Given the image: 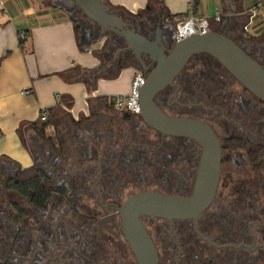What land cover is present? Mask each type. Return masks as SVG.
<instances>
[{
    "label": "flooded vegetation",
    "instance_id": "1",
    "mask_svg": "<svg viewBox=\"0 0 264 264\" xmlns=\"http://www.w3.org/2000/svg\"><path fill=\"white\" fill-rule=\"evenodd\" d=\"M61 5L77 19L80 31L89 24L75 2L62 0ZM115 15L126 22L125 28L159 41L164 54L176 42L177 26L162 12ZM94 25L107 37L106 52L116 49L109 56L113 59H109L112 65L107 70L131 61L146 77L156 64L150 54L141 52L138 58L124 36L96 22ZM218 32L233 39L264 67V32L236 39L228 32ZM154 102L168 115L207 124L220 149L214 198L196 219L140 216L156 247L158 264H264V200L259 196L264 194V102L206 52L191 55L172 83L155 94ZM131 119H135L133 128H129V121L122 125L100 114L80 124L79 131L74 127L69 138L85 145L83 150L57 135L62 149L51 148L43 158H37L49 182L56 183L40 208L9 188L8 182L18 168L16 162L0 161V264H138L124 239L118 208L142 190L189 196L203 147L193 138L163 135L146 125L140 114H133ZM115 124L126 130L125 136L117 135ZM139 126L152 131L153 137L144 133L136 136ZM71 167L77 169L68 171ZM143 174L160 177L180 189L139 188L124 199L112 192L116 186L138 189ZM88 175L91 180L86 187ZM76 186L82 193L78 198L73 193ZM85 196L89 202L94 199L93 212L84 203ZM112 215L117 217L113 237H121L128 249H122L120 241L114 243L117 238L111 246L116 249L103 246L109 230L101 218Z\"/></svg>",
    "mask_w": 264,
    "mask_h": 264
},
{
    "label": "crops",
    "instance_id": "2",
    "mask_svg": "<svg viewBox=\"0 0 264 264\" xmlns=\"http://www.w3.org/2000/svg\"><path fill=\"white\" fill-rule=\"evenodd\" d=\"M53 1L0 0V161L22 168L34 162L22 138L26 141L25 133L32 132L31 123L37 121L35 127H40L42 112L51 115L50 130L66 138L62 129L76 127L71 117L85 123L95 114L105 116L102 97L112 102L125 97L138 71L133 64L107 70L116 49L106 52V35L99 33L94 21L83 18L89 24L76 39L72 15ZM102 1L133 15L158 10L174 19L204 18L210 30L228 32L235 39L264 32V6L250 19L248 31L243 30L257 0ZM20 32L26 34L22 40ZM85 69L93 70L95 80H87ZM34 138L40 140L35 134Z\"/></svg>",
    "mask_w": 264,
    "mask_h": 264
},
{
    "label": "water",
    "instance_id": "3",
    "mask_svg": "<svg viewBox=\"0 0 264 264\" xmlns=\"http://www.w3.org/2000/svg\"><path fill=\"white\" fill-rule=\"evenodd\" d=\"M75 2L85 16L105 29L125 37L128 48L140 58L148 53L156 61L138 90L140 116L146 125L163 135L186 136L203 147L192 193L180 197L159 191H140L118 208L124 239L138 264H158L156 247L140 220V216L196 219L214 198L220 173V149L212 129L202 121L171 116L154 102L155 94L182 69L189 57L206 52L213 56L236 80L264 102V67L223 32L209 30L192 33L175 42L164 54L159 41L136 33L120 16L110 12L102 0H69ZM53 2L61 5L62 0ZM62 6V5H61Z\"/></svg>",
    "mask_w": 264,
    "mask_h": 264
},
{
    "label": "trees",
    "instance_id": "4",
    "mask_svg": "<svg viewBox=\"0 0 264 264\" xmlns=\"http://www.w3.org/2000/svg\"><path fill=\"white\" fill-rule=\"evenodd\" d=\"M147 8L149 9L150 6L148 5ZM109 10L113 14H120V13L124 14L125 13L129 15H133L125 11L115 9L113 7L112 8L109 7ZM154 11L161 12L158 10H154ZM150 12H153V10L140 12L136 15L146 14ZM167 16L173 21L174 24H176V20L173 18V16L171 15H167ZM72 21L74 25L75 37L76 39H78L80 35V27L77 23V19L73 17ZM0 62H1V59H0ZM132 64L133 62L128 61L126 64L119 63L117 66L118 68H121L122 66L132 65ZM84 72L88 74L87 80H95L96 76L93 70L85 69ZM101 101L103 102L104 105H106L107 110L111 111V114H112L111 117L115 121L120 122L122 125H126L128 120L130 121V119L132 118L134 114L129 111L116 109L114 107V102L111 101L110 97L103 96ZM71 121L74 123V125L78 128V131H79V125L82 123V121L73 120L72 117H71ZM36 122L31 123V126H32L31 133H34L33 131H36L34 133L36 137L39 138L40 140H43L42 142L46 144L47 146H49V149L54 148V147L56 148L57 146H59V149H62V146L58 143V139H57V135L55 131L53 129L50 130V128H52V122H53L51 115L46 117L45 120H42L39 128L35 127ZM81 133L82 135H84L82 131ZM47 151H50V150H47ZM8 183H9L10 189L15 190L20 195L25 197L30 202V204H32L34 207H38V208L43 207L45 202L51 197V189L48 187L49 178L45 170L43 169V167L39 164L36 155L34 156V162L32 165L25 167V168L18 166L14 174V177L11 180H9ZM59 190L60 192H63L61 189Z\"/></svg>",
    "mask_w": 264,
    "mask_h": 264
},
{
    "label": "rangeland",
    "instance_id": "5",
    "mask_svg": "<svg viewBox=\"0 0 264 264\" xmlns=\"http://www.w3.org/2000/svg\"><path fill=\"white\" fill-rule=\"evenodd\" d=\"M107 113H106V117H111L112 116V114H111V111H109V110H107L106 111ZM96 116H100L99 114H95V115H93L91 118H93V117H96ZM102 116H104L103 114H102ZM138 119V118H137ZM129 121V120H128ZM130 124H129V128H133V126H134V124H135V119H130ZM133 124V126L131 127V125ZM127 125V124H126ZM62 129V128H61ZM115 130H116V132H117V135L118 134H120V136L121 137H123V136H125V134L127 133L126 132V130L124 129H121V125H120V127H119V125L118 124H115ZM62 131H63V135H67L66 136V142L68 143L69 141L72 143V144H74L76 147H78L79 149H82L83 150V147L85 146V145H80V144H78V143H74L75 142V140H73V138H69V137H71V133H73V131H70V130H68V129H65V128H63L62 129ZM121 131V132H120ZM133 131H134V129H133ZM133 131H131V132H133ZM135 131H138V133H135V135L136 136H140L141 135V133H144V134H146V136H152L153 137V135H152V131H150V130H148V129H146V128H144L143 126H139V129H135ZM34 133L36 132V131H33ZM83 132V134H85L86 132H84V130L82 131ZM31 132H29V131H27L26 133H25V137H26V141H24L23 140V138H22V136H23V134H22V136H21V138H22V141L28 146V148L31 150V154L32 155H36L37 156V158L39 157H42L45 153H46V151L47 150H49V146H47L46 144H44V143H41V141L40 140H37L36 138H34V134L32 133V134H30ZM63 139H65V136H64V138ZM99 147H100V145L97 143L96 145H95V148L97 149V150H99ZM81 151V150H80ZM92 151V149H90L89 150V152H91ZM99 155V154H98ZM43 158V157H42ZM81 161H83V160H81ZM79 164H85V163H82V162H79ZM241 166H243V164L241 163ZM67 167V166H66ZM75 169H77L76 167H71V168H68V171L70 170H75ZM236 169H239V168H236ZM76 172H74L73 174H75ZM90 175H88L87 177V179H86V183H85V185H86V187H89L90 186V182L89 181H87V180H91V178L89 177ZM252 176H256V174L254 173V174H252ZM82 176H80V178H81ZM83 178H86V177H83ZM154 182H157L158 184H155ZM136 183V182H135ZM55 182H49L48 183V187L52 190V188H54V186H55ZM125 184V182L124 183H122L121 185H124ZM137 184H138V189H137V187H132L131 185L130 186H128L125 190H123L120 186H116L115 188H114V190L112 191V192H115L116 194H117V196L118 197H122V199H124V198H126L127 196H129V195H131V194H133V193H135V192H137L138 190H140L141 188L143 189V188H146V189H148V190H152V189H160V188H164V187H166V188H170L171 190H179L180 188H179V185H177L178 186V188H177V186L176 185H173V184H168V183H165V180L163 181V179L161 178L160 179V177L159 178H157V177H152V176H150V177H146V175L145 174H143V175H141L140 177H139V181L137 182ZM144 184H146V185H144ZM140 188V189H139ZM77 189V190H76ZM76 189H75V192H73L74 193V195L76 196V198H78V197H81V190H78V188H77V186H76ZM262 193H264V192H262ZM120 195V196H119ZM259 196H261V199L262 200H264V194H261V195H259ZM224 201V203H226L227 201H225V200H223ZM88 203L90 206L92 205V203L94 202L95 203V201H94V199L93 200H90V202L88 201V198L85 196L84 197V203ZM86 203V204H87ZM82 204V203H81ZM80 204V205H81ZM26 207H27V209H28V205L26 204L25 205ZM83 206V205H82ZM93 206H91V211H89V212H93L94 210H93V208H92ZM85 209V208H84ZM96 212L98 211V210H95ZM86 212H87V209H86ZM88 212V213H89ZM98 212H100V210L98 211ZM257 213H258V211H257ZM29 217V216H28ZM110 217H112V219L110 218ZM110 217H103V218H101V221H102V223L101 224H103V226H104V228H107L108 230H109V232L106 234L105 233V240H104V243H103V246L106 248V249H108V248H111V246H112V241H113V239L114 238H117L118 240L117 241H115L114 243H119V241H120V243H121V248L122 249H128V247H127V245H126V243L124 242V240L121 238V237H119L118 235L117 236H115V237H113L114 235L112 234V233H117V217L116 216H110ZM28 224H30V222H28ZM116 229L115 230V232H114V230H112V229ZM1 247H3V246H1ZM111 249H116V247H112Z\"/></svg>",
    "mask_w": 264,
    "mask_h": 264
},
{
    "label": "built area",
    "instance_id": "6",
    "mask_svg": "<svg viewBox=\"0 0 264 264\" xmlns=\"http://www.w3.org/2000/svg\"><path fill=\"white\" fill-rule=\"evenodd\" d=\"M264 6V0H257L256 3L251 7L249 13V22L243 27L245 32L248 31V26L250 24V19L259 12L260 7ZM218 21L220 18L217 15L214 18ZM176 42L183 39L189 34L192 33H204L209 30V23L204 18H196L192 15L185 17H177L176 19ZM26 34L24 32L18 33L20 40L24 39ZM145 77L142 73L136 72L132 78L131 86L128 94L125 97L118 96L114 99V106L118 110L129 111L134 114L140 113V107L138 104V90L142 83L144 82ZM28 92V91H27ZM47 117L46 112L40 114V119L45 120Z\"/></svg>",
    "mask_w": 264,
    "mask_h": 264
}]
</instances>
